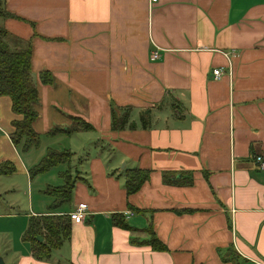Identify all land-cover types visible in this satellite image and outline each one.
<instances>
[{
  "label": "crops",
  "instance_id": "crops-1",
  "mask_svg": "<svg viewBox=\"0 0 264 264\" xmlns=\"http://www.w3.org/2000/svg\"><path fill=\"white\" fill-rule=\"evenodd\" d=\"M0 5L10 49L31 45L39 135L35 147L14 145L21 116L0 96V163L15 164L0 179L7 192L25 179L24 203L15 195L0 205L4 264H264V168L255 161L264 162V0ZM112 105L130 110L134 129L111 128ZM73 118L92 129L65 133ZM48 150L73 153L31 176ZM130 169L150 175L127 195ZM65 174L70 200L57 205L47 189L63 186ZM80 203L84 221L71 222L48 259H35L23 239L29 219L68 216ZM151 228L164 251L148 245Z\"/></svg>",
  "mask_w": 264,
  "mask_h": 264
},
{
  "label": "trees",
  "instance_id": "trees-1",
  "mask_svg": "<svg viewBox=\"0 0 264 264\" xmlns=\"http://www.w3.org/2000/svg\"><path fill=\"white\" fill-rule=\"evenodd\" d=\"M0 5V17L8 16ZM6 31L0 28V96H8L11 100V109L14 114L21 116L20 120L12 122L13 131L9 138L14 145L22 142L23 149L35 147L39 143V135L32 129V122L37 117L36 105L37 90L33 82L31 73V45L18 50H11L6 41ZM40 80L48 84L51 82L50 74L46 71L40 73ZM129 109L119 108L112 105L111 108V128L113 130L134 129L135 123L129 120ZM140 122L143 128L147 127L146 114H140ZM92 126L79 118H73L69 128L64 132L71 134L77 131L91 130ZM52 130L50 133H53ZM72 153L55 152L48 150L45 157L30 170V175L47 171L52 166L70 160ZM15 171V166L10 161L0 163V176H7ZM150 170L130 169L126 171L125 190L127 195L139 190L142 184L149 178ZM65 183L63 186L47 189V193L55 198L57 205L69 202L73 187V181L69 175H64ZM163 181L171 183L170 174L163 172ZM192 182L189 176L187 184ZM116 216V215H115ZM119 216V215H118ZM120 217V216H119ZM119 217L116 216L115 224L121 228L128 229ZM72 220L69 216H39L31 217L28 222L27 230L23 239L30 243L32 256L37 260L48 259L53 250L58 249L64 240L70 235ZM151 238L147 241L152 249L164 251L165 246L155 237L151 229L148 230ZM41 237V241L36 239Z\"/></svg>",
  "mask_w": 264,
  "mask_h": 264
},
{
  "label": "rangeland",
  "instance_id": "rangeland-1",
  "mask_svg": "<svg viewBox=\"0 0 264 264\" xmlns=\"http://www.w3.org/2000/svg\"><path fill=\"white\" fill-rule=\"evenodd\" d=\"M3 114V113H2ZM78 152V151H76ZM73 153V152H72ZM15 165V164H14ZM17 178L20 182L21 176L20 174L17 175ZM7 179V177H2L0 179V191H1V198H0V205L4 204L5 200H9L11 196H18L20 199L23 200L24 203V199H23V187L25 185V179L24 177H22V180H24V183L15 191H10L7 192L5 189L7 187V182L5 181ZM25 210L22 208L21 209V213H24ZM10 222H13V220H11ZM8 240H6L3 235H0V259L2 261H4L3 255H5L4 251L6 250V244H7Z\"/></svg>",
  "mask_w": 264,
  "mask_h": 264
},
{
  "label": "built area",
  "instance_id": "built-area-1",
  "mask_svg": "<svg viewBox=\"0 0 264 264\" xmlns=\"http://www.w3.org/2000/svg\"><path fill=\"white\" fill-rule=\"evenodd\" d=\"M152 3L156 2V0H151ZM158 57V52H153L151 55V59L155 60ZM221 69L216 68L213 71L214 77L217 79L219 78L220 74H221ZM255 161L258 163L260 168H264V162L262 161L260 156H256L255 157ZM86 211H87V205L84 203H80L78 205L75 206V208L69 212L68 216L69 218L76 222V223H81L84 221L85 216H86Z\"/></svg>",
  "mask_w": 264,
  "mask_h": 264
},
{
  "label": "water",
  "instance_id": "water-1",
  "mask_svg": "<svg viewBox=\"0 0 264 264\" xmlns=\"http://www.w3.org/2000/svg\"><path fill=\"white\" fill-rule=\"evenodd\" d=\"M36 239H37L38 241H41V240H42L40 236H37ZM0 264H4V262H3L1 259H0Z\"/></svg>",
  "mask_w": 264,
  "mask_h": 264
}]
</instances>
